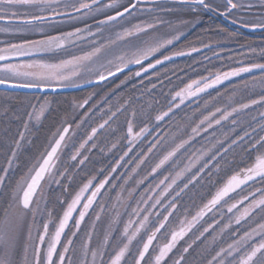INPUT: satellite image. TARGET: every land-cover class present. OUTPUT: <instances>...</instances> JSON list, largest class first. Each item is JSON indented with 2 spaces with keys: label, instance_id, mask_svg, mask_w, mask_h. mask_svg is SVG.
Returning <instances> with one entry per match:
<instances>
[{
  "label": "snow or ice",
  "instance_id": "1",
  "mask_svg": "<svg viewBox=\"0 0 264 264\" xmlns=\"http://www.w3.org/2000/svg\"><path fill=\"white\" fill-rule=\"evenodd\" d=\"M168 2L171 6H167L161 0H127V3H122V0H107V2L105 0H0V22H3L0 32L17 35L32 33L38 37L23 39L19 43L10 40L3 42L4 46L0 47V85L55 91L57 88L79 86L77 81L83 79L85 70L90 73L94 71L97 83L105 81L109 76L115 75V72L108 68L105 75V72L100 70L105 68L104 64H100L95 70L92 65L97 63L106 49L117 42L128 43L141 36L146 39L138 45H133L130 56L124 53L116 57L120 62L116 65V71H123L120 65L127 67L128 64L134 63L141 65L142 71L147 72L156 65L171 60L173 56L189 55L191 52L201 50L192 47L188 53L176 51L171 55H164L162 60L157 59L155 63H149L147 67L143 66V61L149 56L179 40L183 35V28L188 25L196 27L200 23V17L205 13H218L220 16L232 17L233 23L239 22L243 27L264 29V0H168ZM145 3H151L153 6L140 7ZM184 9L188 10L187 15L192 19H178L173 24L163 18L162 14L180 13ZM145 14L150 19L142 18ZM89 19L94 21L95 29L92 24L87 23ZM64 21L84 22V27H74L72 31H60L59 27ZM162 28H167L168 31L161 32ZM106 30L114 31L115 39H105ZM221 31L224 30L221 29ZM77 41H87L92 46L91 50L81 55L57 59L54 62L43 58L45 54L65 51ZM204 47H211V45L206 44ZM249 52L255 55L256 49L250 48ZM33 56L38 58L23 64L11 62L18 57ZM261 57H264V49L261 50ZM107 63L110 65L112 61L109 60ZM236 63L238 66L230 65L227 70L209 72L207 76L201 75L198 79L185 83L178 90H170L164 96L163 104L155 100V106L142 104L137 108L139 98H130L117 106L115 111H111L110 108L108 119L99 125V129H104L106 125L111 127L110 121L115 122L114 118H118V114L124 115L126 133L121 139L127 141V150L116 160V166L111 167L110 173L105 175L104 179L95 184L93 183L95 177L88 179L87 183H84L67 203L66 209H63L65 202L58 199L63 215L57 214L54 217L49 209L45 185L50 188L52 184H56L63 189L62 181L71 180L69 169L76 167V164H62L63 171H61L54 162L60 159L62 147H68L66 136L71 125L63 127L62 130L57 129L49 142L50 150L46 149L40 159L28 169L27 174L20 178L12 196L0 202V264H188L186 254H190V250L194 252L200 246L197 241L203 244L207 239L205 234L210 235V230L219 223L215 221L208 223L205 227L200 222L218 205H222V202L227 204L229 213H234L236 210L235 225L240 226L243 223L246 227L243 231L239 227L233 228L231 219L223 224L219 239L222 240L223 234L228 232L231 237L230 242L226 247L223 245L216 247L217 237L213 236L210 246H205L202 250V264H264V110L259 111L258 117L252 115L257 108L264 109V87L259 93H255L249 88L248 81L243 83L240 99L236 100L234 105H229L225 109L217 107L214 112L204 115L199 123L191 128L192 135L187 140H181L171 151L163 155L151 168V174L157 173L172 160L180 149L200 134L201 130L207 132L214 125H222L223 121H230L233 126L242 125L241 118L244 115L251 116L247 126L241 128L243 134L237 133L232 138L225 132L223 139H216L212 148L202 151L183 171L177 172L175 177L170 179L165 176L160 180L155 188H160L161 185L164 187L158 195L146 194L154 191L150 186L136 201V207L133 208L129 204L127 207L131 208V212L126 222L123 221L119 211H114V214L108 218L107 228L100 235H96L98 225H103L102 217L107 211V202L104 201L106 185H111L112 189H120V194L116 195L117 202L120 201L124 191L128 192L129 198H132L136 191L135 188L124 187L133 180L132 174H122L123 183L117 185L111 183L116 179L111 176V173L117 171V168L121 166L120 162L124 161L138 142L151 134L153 128L150 125L153 120L158 127L165 118L171 119L177 115V110L186 101L198 98L209 89L216 88L217 85L234 77H241L242 74H250L252 81L255 82L257 80L255 73H259V82L264 86V59L259 62L237 60ZM134 75L138 77L141 72L137 71ZM156 87L157 85L152 83L151 88L146 90L151 92ZM235 92L234 89L233 93ZM246 95L247 99H245ZM88 102V99H85L82 103H77L76 107L82 108ZM52 103L53 101L47 97L37 99L36 103L29 101L31 111L24 114L27 117L23 120L24 131L20 132L19 139L8 147L5 166H0V186H6L9 173L17 166L21 142L26 139L25 133L30 132V125L34 121H39ZM157 108L160 110L158 111ZM0 112L5 118L14 117L18 120L22 118L20 114L12 110L7 97L0 100ZM205 125L207 127H204ZM99 129L93 127L87 139L83 140L79 147L73 144L65 159L83 165L88 157L83 156L82 159H78L82 156L81 149H85L89 141L94 140ZM231 131L235 132V127ZM159 143V139L155 143H150L146 153L141 151L132 160L127 161V163L138 161L131 170L132 173H136L137 169L147 162V154L152 153ZM96 146L94 142L91 145L93 148ZM112 147L115 148L116 144ZM236 148L240 149L235 155L240 156L241 162H236L234 155L230 163L227 155L229 152H234ZM201 161L203 163H200ZM221 162L229 164L233 174L223 187H220L215 195L195 215L191 216L190 220L187 217L178 220L177 227L170 218L179 212L178 198L181 197V193H184L189 185L195 186L205 176L211 178L214 175L213 169L220 172ZM197 163H200V167L192 173L183 187L175 191V195L168 200L167 204H163L164 198L171 194L177 180ZM169 179L170 182H167ZM134 183L139 185L143 183V180L134 181ZM242 186L249 189L247 194L235 203L229 204L225 198L231 199L230 194L237 192L238 189L244 192L245 187ZM86 193L90 194L85 195ZM108 200L110 201L111 197ZM149 201L152 203L149 204ZM245 201L248 203L241 210L240 205H244ZM140 204L146 207L141 208ZM158 205L163 206V212L155 213L156 219L153 220L151 209H155ZM115 207L113 205V209ZM90 210L93 211V217L90 218L87 230L81 238V226L85 223V218L89 216ZM77 211L78 218H74L73 213ZM133 216L137 219L134 220ZM116 225L122 227L117 228ZM198 225L200 228H197ZM194 229L196 234L191 242L185 241L182 251L177 249L179 242L185 240V237ZM174 249L177 251L174 252Z\"/></svg>",
  "mask_w": 264,
  "mask_h": 264
},
{
  "label": "trees",
  "instance_id": "2",
  "mask_svg": "<svg viewBox=\"0 0 264 264\" xmlns=\"http://www.w3.org/2000/svg\"><path fill=\"white\" fill-rule=\"evenodd\" d=\"M226 19H228V17L220 16L218 13L203 14L200 17V24L198 25L197 30L187 35L179 42V44H177V47H179V49L180 47L184 49L190 47L191 49L192 47H204V45L207 44L211 45L210 49L197 54L196 56L178 60L172 64H167L146 76L137 77L133 76L132 72L123 73L101 85L69 93L40 95L0 91V100L7 97L12 110L20 114L22 117L19 120L14 117L5 118L3 113L0 112V166H5L8 147L13 145L14 141L19 139V133L24 131L23 120L27 119L24 114L31 111L29 101L36 103L37 99H42L44 97L53 101L51 107L46 109L38 124L36 126L33 124L30 125V132L25 133L26 139L21 142L22 147L18 152L17 166H15L9 173L6 180V186H0V202L11 197L14 184H16L15 180L17 179L20 170L25 167L27 162H29L28 158H31L33 149L43 146L45 147L48 137L44 136V133L55 127V125L59 126L63 124L67 120V114L73 112L76 113L77 116L73 122L68 121L72 128L71 133L66 140L68 147H63V149H66V152L71 149L73 144H75L76 147H79V144L87 139V135L91 133L93 127L99 129V125L108 119L110 108L111 111H115L117 106L123 104L130 98H139V103L136 105L137 108L142 104L154 105L155 100H159L161 104H163L164 96L167 95L170 90H178L180 87H183L185 83H188V81L197 79L201 75L207 76L208 72L211 70L210 68H216L217 66L228 67L230 65L238 66L236 63L237 60L259 62L261 59H264V57L260 56L258 58L256 56L248 55L247 53L249 49L252 48L256 49L257 54L260 49H262L261 47L264 46V36L260 37L258 34H246L240 31L239 28L233 27L234 25L229 23ZM221 29L224 31H221ZM191 58L196 59V61L191 62ZM189 62H191V64ZM230 62H233L234 64H230ZM255 76L258 80V83H256L258 84V87L251 88L252 83L254 84V82L251 81L249 88L255 93H259L264 86L259 82L260 74L255 73ZM129 77H131V79H128ZM242 78L244 79V82L246 79H252L250 74L247 76L234 77L229 81H225L221 85H217L216 88H213L210 92L200 96L202 99L199 101L200 103L198 105L197 103L185 102V104L177 110V115L171 119L165 118L164 121L160 122L158 127L155 126V121L153 120V123L150 125V127L153 128L151 133L159 140L177 134H181V138H183L184 134H189L191 128L194 127L205 114L209 113V110L205 108V104L203 105L201 101L207 100L212 96L214 97V94L219 92L220 89L225 91L227 95L231 94L230 92L235 89L236 93L240 95L243 91V84H241V82L239 83V79ZM161 81H163V83H161ZM152 83H155L157 87L151 92H148L146 88L150 89ZM133 85H135V87H133ZM85 99H88V104L84 105L82 108L75 107V104L82 103ZM245 99H247V95L245 96ZM211 103L215 104L216 102L211 100ZM157 110L159 111L160 109L157 108ZM153 115H155V113H153ZM252 115H256V113L253 112ZM114 119L115 122H109L111 127L106 125L104 129H99L94 140L89 141L85 146V149H81L82 156L78 157V159H82L83 156L88 157L83 165H79L76 161L63 160V164H76V167L69 169L71 180L64 179L62 181V184L64 185L63 189L56 184L51 187L50 192L52 194L48 201L49 209L52 211L53 216H56L57 214L61 216L63 213L61 204L57 202L58 199L65 202L63 204L64 209L66 204L82 184L93 177H95L98 182L104 179V176L110 173L111 167L116 166V160H118L119 157L123 155V152L127 150V141L121 139L126 133V126L124 124L125 116L118 114V118ZM241 119L242 125L238 126L231 125L230 121H223L222 125L219 126L214 125L215 128L213 127L211 130L205 132L199 140H204L205 142L203 141L204 143L202 145L207 148L215 142L216 135L224 132L229 133L232 138H234L237 133L242 135L241 128L242 126H247V121L251 119V116L244 115ZM234 127L235 132H232L231 129ZM213 133H215V136H213ZM196 140L197 139L194 140V144H196ZM93 142L97 145L95 148L91 147ZM150 143L152 142L149 140L137 143L133 148V151L124 158V161L120 162L122 168H117L115 173H111V176L116 178L112 180V184L120 185L123 183V179L120 178L122 177L123 166L128 164L127 161L131 160V156H135L141 151L145 152ZM113 144H116L115 148L112 147ZM101 149H103V151H101ZM158 149L159 147L157 146L153 149L152 153H154V151L156 152ZM183 153H185V151ZM236 153H239L237 148L234 152L230 153L231 155H227V159H234ZM238 159L240 160V156L235 155L236 162ZM129 164L131 165V163ZM221 165L222 170L220 172H216L214 169V175L211 178L205 176L206 179H204L203 182L201 181L197 185L186 189L184 193H181V197L178 198L179 212L176 213V216L170 218L172 222L179 220L184 215H195V213L211 199L214 192L233 174L230 166L223 162H221ZM125 167L128 168L127 166ZM102 169L103 172H101ZM118 169L121 170L118 172ZM61 171H63L62 166ZM124 173L125 171L123 174ZM209 180L211 182H209ZM113 181H115V183ZM118 190L119 188L112 189L111 185H106L104 190V201L107 202V211L110 210L114 199L113 197ZM247 191H249V189ZM109 197H111L110 201L108 200ZM166 200L168 201V199ZM91 217H93L92 210L89 212V216L86 217L85 227L83 228L84 232L87 230V225ZM208 221V218H204L200 224L206 227ZM236 227H239L240 230L243 231L246 225L242 223L240 226L234 225L233 228ZM197 228H200V225H198ZM194 234H196V231L190 233L188 235L190 237H188L186 241H191ZM83 235L84 233H80L81 237ZM210 235L208 233L205 234L207 239L204 240L203 244L198 241V245L200 246L196 248L197 250L210 241ZM228 237H230V235L227 233L226 238L228 239ZM230 240L231 238L228 239V241ZM194 252L190 250V254H186L188 264H193L192 258H197L194 257Z\"/></svg>",
  "mask_w": 264,
  "mask_h": 264
},
{
  "label": "rangeland",
  "instance_id": "3",
  "mask_svg": "<svg viewBox=\"0 0 264 264\" xmlns=\"http://www.w3.org/2000/svg\"><path fill=\"white\" fill-rule=\"evenodd\" d=\"M105 2H107V0H105ZM161 2L164 3V4H166L167 6H171L169 4L168 0H161ZM122 3H127V0H122ZM152 6L153 5L151 3H145V4L140 5V7H143V8H151ZM187 12H188V10L186 9V10H182L180 13L162 14V15H163V18L165 20L171 21L173 24H175L178 19H192V17H190L189 15H187ZM100 18H103V17H100ZM142 18H149L150 19V17H147L146 14H145V17H142ZM226 20L229 23L233 24L234 25L233 27L241 28V26H242L239 22L233 23L232 22V17H228V19H226ZM87 23L92 24L93 25V29H95V23H94V21H92L91 19H89L87 21ZM198 25L196 27H192L191 25H188L187 27L183 28L182 29L183 35L181 36V38L179 40L175 41L172 45L168 46L167 48L162 49L160 52H157L154 55L149 56L148 59H146V60L143 61V66L145 67L146 65H148L151 62H154L157 59L163 58L164 55H171L173 52H176V51H184V52L189 51L190 50V47H186L185 46L186 47L185 49L184 48H181V47L179 49V47H177V44H179V42L182 41L187 35H189L190 33L194 32V31H196ZM2 26H3V22H0V27H2ZM74 27H84V22L64 21L63 23H61V25L59 27V30L60 31H72L74 29ZM166 31H168L167 28H162L161 29V32H166ZM36 38H38V37L35 34H32V33H25L23 35H17V34H6V33L0 32V47H3L4 46L3 42H5V41H9L10 40L11 42L19 43L23 39H36ZM104 38L105 39H115V32L114 31H110V30H106L104 32ZM97 39H99V38H97ZM145 39H146V37L141 36L140 38L133 39L132 41H130L128 43L117 42L115 45H112L110 48L106 49L101 54V56H100L99 60L97 61V63H95V64L92 65L93 69L94 70L95 69H98L100 64H104L105 65V68L104 69H100V70L101 71H104L105 72V75H107L106 69H108V68H110L113 72L116 71V65L120 63L119 60L116 59V57L119 56V55H121V54H124V53H128V55L130 56L131 55V50L133 49V45H138V44H140V42L142 40H145ZM91 47L92 46L89 43H87V41H77L75 45L69 46V48L67 50H65V51H62V52H59V53H56V54H45L43 56V58L44 59H48L50 62H54L57 59L69 58L71 55H81L85 51H90L91 50ZM200 48H204V47H200ZM261 48L263 49L264 46H262ZM262 49H260V51L257 54L255 53V55L251 54L249 51L247 53H248V55L256 56V57L259 58L261 56V50ZM203 52H205V51H203ZM203 52H200V53H203ZM200 53H197V54H200ZM247 53H245V54H247ZM197 54H193V55H190V56L181 58L179 60L186 59V58H190L192 56H196ZM37 58L38 57H35V56H33V57H18V58L13 59L11 62L12 63H16V64H23V63H26V62H28L30 60L37 59ZM109 60L112 61V64H110V65L107 63V61H109ZM190 60H191V62H195L196 61V59H194V58H191ZM176 61H178V60H176ZM191 62H189V63L191 64ZM172 63L173 62L168 63V64H172ZM230 64H234V63L233 62H230ZM165 65H167V64H165ZM165 65H163V66H165ZM120 66L122 68L132 67L131 70L128 71V72H132V75L133 76H135L134 75L135 72L141 70V65L134 64V63L133 64H128L127 67H123V65H120ZM163 66H161V67H163ZM161 67H159V68H161ZM159 68H157V69H159ZM227 68L228 67L217 66L216 68H210L211 70L209 72H215V71L224 70V69H227ZM157 69H155V70H157ZM128 72H125V73H128ZM146 75L147 74H145L143 76H146ZM250 79L251 78L246 79V81H248L250 83L249 85H251V81H252V79L251 80ZM87 80H90V81L96 80V76H95L94 71L92 73H90V72H88V71L85 70L84 73H83V79L78 80L77 83H78V85L84 84V83H87V82H85ZM190 81H188V82H190ZM240 82H241V84H243L244 83V79L243 78L242 79H239V83ZM256 83H258V80H256L254 82V84L252 83L251 88L258 87V84H256ZM230 93L231 94L227 95L225 93V91H222V89H220L219 92H217V93L214 94L215 95L214 97L212 96L213 98L210 97L207 100H203L201 102L203 103V105L205 104V102H207V106L205 108H207L209 110V112H214L217 107H219L221 109H225V108H228L229 105H234V102L236 100L240 99V95H238V93L235 92V94H234L233 91H231ZM201 99L202 98L198 97V98H194L193 100L186 101V102L197 103V105H198L200 103L199 101ZM211 100H214V102H216V103L215 104H212L211 103ZM75 107H76V104H75ZM261 110H264V109L257 108V110L255 111L256 116L259 113V111H261ZM205 115H208V114H205ZM76 116H77V114L76 113H73V112L67 114L66 115L67 120H66V117H65V120L66 121L63 124H61L59 126L55 125V127H53L52 129H50L49 131H47V132L44 133V136H47L48 137L47 142L45 143V147L43 146V147H40V148H37V149H33V154H32L33 156L31 155V158L30 157L28 158V161L29 162H27V164L25 165V167L20 170V172L18 174V177L15 180L16 183L20 180V178L22 176L26 175L28 169L37 160L40 159L41 154L46 149L47 150L49 149L48 145H49V142L53 138L52 134L54 132H56L57 129H61L62 130V128L65 125H68L69 124L68 121L69 122H73L75 120ZM41 117H40V119H41ZM217 118H219V114H217ZM40 119H39V121H40ZM39 121H34L32 124L34 126H36ZM197 123H199V121ZM204 127H207V125H205ZM208 130H211V129H208ZM70 133L71 132H69V135H70ZM204 133H205V131L201 130L200 134L197 135V136H195V139H197L196 140V144H194V140L195 139H193L189 144H186L185 147L182 148V149H180V151L176 154V156L172 158V160H170L169 162H167L155 174H151V168L159 161V159H161L163 157V155H165L168 151H171L172 148H174L178 143H180L181 140H187L189 138V136L192 135L191 132L189 134H186V135L184 134V137L183 138H181L182 137L181 134L173 135V136H171L169 138L168 137L162 138L160 140V143L157 145L159 147V149L156 152L154 151V153H152V154H147L148 155L147 162L144 165H141V167L139 169H137V172L136 173H132L131 170L135 167V164L138 161H133L131 163V165L129 163L127 165L125 164V166H127L128 168H126L125 166H123L124 168H123L122 174H123L124 171H125V173L132 174L133 180L132 181H129V184L128 185H124V187L126 189L135 188L136 191H135V193H134V195H133L132 198H129L128 192L127 191H124L121 194V199H120L119 202H117V200H116V195L117 194H120V189L116 192L115 196L113 197L114 199L112 201V205H111L110 210L106 211V214L102 217V219L104 220L103 225L102 226H99L98 225V229H97V234L96 235H100V233L104 229L107 228L108 218H110L114 214V211H119L122 214L123 221L126 222L127 219H128V214L131 212V208H128L127 207L129 204L133 208L136 207V201H138L140 199L141 194L146 193V190L150 186L154 189V191L147 192L146 194L147 195H153V196L158 195L159 192L164 187V185H161L160 188H155V185L158 184L160 180L164 179L165 176L170 177V179H171V177H175V175H176L177 172L183 171L186 168V166H188L191 161L195 160L196 156H198L202 151H206L207 149L212 148V145L215 142L211 146H209V147L206 148V147H204L202 145L205 141L203 140L204 141L203 142L202 139L199 140V138ZM224 133L219 134V135H216V139H223L224 138V136H223ZM155 137L151 133L150 135H148L145 139H143L141 141H144V140H147L148 141L149 140L152 143H155V141L158 140ZM167 138H168V141H167ZM225 146H227V145H225ZM214 150L215 149H213V151ZM184 151H185V153L186 152H188V153L185 154V153H183ZM237 151L239 152V149L238 148H237ZM65 152H66V149H63L62 148V150H61V152L59 154L60 155V159L59 160H56V165L59 168H61V166L63 164V160L65 159V156L67 154V152L66 153ZM145 153H146V151H145ZM230 153L231 152H229L228 155H231ZM135 156H131V160ZM205 159H207V157H205ZM232 161H233V159L229 160L230 163ZM238 161L241 162V158H240V160L238 159ZM200 163H203V161H201ZM200 163L195 164V166L192 167L190 171L184 172V175L181 176L177 180L176 185H173V190H171V194L169 196H167L166 198H164L163 204H167L168 201L166 199L169 200L170 199V196L172 197V196L175 195V191H178L180 187H183V184L187 182V180L190 178V176L192 175V173H194L200 167ZM226 165L229 166V164H226ZM119 168H122V165ZM120 170L121 169H118V172ZM126 170H128V171H126ZM170 179L167 182H170ZM204 179H206V178L204 177ZM204 179H201L199 182H201V181L203 182ZM96 180L97 179H95L93 181L94 184L95 183H98V181H96ZM140 180H143V183L142 184L137 185V184L134 183V181H140ZM87 181L85 183H87ZM113 182L115 183V181H113ZM197 184L198 183H196L195 185H197ZM54 185L55 184H52L51 187H53ZM15 186H16V184H14L13 190H14ZM82 186H83V184L80 187H82ZM192 186L193 185H189V187H192ZM51 187L49 188L48 185H45V194H46V198L48 200L51 198V194H52L50 192L51 191ZM79 188H78L77 191H79ZM13 190H12V194H13ZM246 191L241 192V193L247 194L248 191L247 192ZM75 193H74V195H75ZM89 194L90 193H86L85 195H89ZM73 196H72V198H73ZM71 199H70V201H71ZM237 199L238 198L233 199L232 201H229L228 203L231 204V203H233V201L236 202ZM151 203H152V201H149V204H151ZM113 205L116 206L115 209H113ZM66 207H67V204H66V206H65L64 209H66ZM140 207L141 208H144V207H146V205L140 204ZM151 211L153 212L152 219L155 220L156 219L155 213H157V212H163V206L162 205H158L155 209H151ZM234 213H236V212H234ZM234 213H229L227 211V204L222 203V205H218L217 208H215L213 210V212L209 213L205 217V218H208L209 219L208 223H214L215 221H219V223L218 224H215L214 229L210 230V233H211L210 238H209L210 241L208 243H206L204 246H202L199 250L196 249L195 252L193 253L194 257H197L196 259L195 258H192L193 264H202V259H201L202 250L204 249L205 246H210L211 240H212V237L213 236H216L217 237L216 247H219L220 245H223V246L226 247L227 243L230 242V241H228V239L231 238V237H228V239H227L226 238V234L228 232H225L223 234V239L222 240L219 239L220 228L223 226V224L228 223V221L230 219L233 220L232 227H234V225H235V223H234ZM62 215H63V213H62ZM73 216H74V218H78V211L77 212H74L73 213ZM185 217H187V219H189V220L191 219V216L184 215L179 220H183V219H185ZM132 218L134 220L137 219V217H135V216H133ZM85 220H86V218H85ZM85 223L82 224V226H81V232L80 233H84L83 228L85 227ZM172 223L176 224V226L178 227V220H176V221H174ZM71 224H72V222L70 221V224H69V227L70 228H71ZM116 227L117 228H120L122 226L121 225H116ZM200 230H202V229H200ZM195 231H196V229L193 230V232H195ZM188 237H190V236L185 237V240L179 242L178 246H179V249L181 251H182V246L185 244V241H186V239H188ZM81 238H83V236ZM193 238H194V236H192V239ZM163 242H164L163 241V238H161V243H163ZM189 242H191V241H189ZM197 244H198V241H197ZM175 251H177V250L174 249V252ZM204 255H206V253H204Z\"/></svg>",
  "mask_w": 264,
  "mask_h": 264
},
{
  "label": "water",
  "instance_id": "4",
  "mask_svg": "<svg viewBox=\"0 0 264 264\" xmlns=\"http://www.w3.org/2000/svg\"><path fill=\"white\" fill-rule=\"evenodd\" d=\"M241 28H242V30H243L245 33H248V34H256V33L264 32V29H260V28H256V29H252V28H250V27H241ZM200 49H201L200 51H198V52H191V54H189V55L173 56V58H172L171 60H169V61H164L163 64L156 65L155 68H153V69H149L147 72H143L142 69H141V70H140V72H141V75H140V76L145 75V74H147V73H149V72H151V71H153V70H155V69H157V68H159V67H161V66H163V65H165V64H168V63L174 62V61H176V60H179V59H181V58H184V57H187V56H190V55H193V54H197V53L203 52V51L207 50L208 47L200 48ZM188 52H190V50H189V51H186V53H188ZM162 59H163V58H161V60H162ZM151 63H155V61H154V62H151ZM133 67H134V66H133ZM145 67H147V65H146ZM131 68H132V67H129V68H123V71H114V72H115V75H113V76H109L107 80L102 81V82H99V83H97V80H93V81H91L90 83L80 84L79 86H75V87L57 88L55 91H53L52 89L40 90V89H36V88H31V89H29V88H11V87H7V86H4V85H0V91H8V92H16V93H26V94H40V95H44V94H57V93L74 92V91H79V90H83V89L91 88V87L96 86V85H100V84H102V83H104V82H106V81H108V80H110V79H112V78H114V77H116V76L122 74V73H125V72L130 71ZM244 75H248V74H242V76H244ZM210 90H211V89H209L208 91H210ZM67 126H68V125H66L65 127H67ZM70 129H71V127H69V131H68V133H67V136H68V134H69V132H70ZM67 136H66V138H67ZM48 150H50V148H49ZM54 162L56 163V161H54ZM225 183H226V182H225ZM222 187H223V186H222ZM242 187H245V186H242ZM245 188H246V187H245ZM239 191H240V190L238 189L237 192H239ZM237 192H235V193H237ZM235 193H231L230 196L233 195V194H235ZM214 195H215V194H214ZM225 199H226V198H225Z\"/></svg>",
  "mask_w": 264,
  "mask_h": 264
},
{
  "label": "flooded vegetation",
  "instance_id": "5",
  "mask_svg": "<svg viewBox=\"0 0 264 264\" xmlns=\"http://www.w3.org/2000/svg\"><path fill=\"white\" fill-rule=\"evenodd\" d=\"M260 37H262V36H264V32H262V33H259L258 34ZM243 195H245V193L243 194V193H237V194H235V195H232L231 196V199H229V198H226V200H228V202L229 201H232L233 199H236V198H238L237 200H239V199H241L242 198V196ZM238 196V197H237ZM236 200V201H237ZM223 203V202H222ZM233 203H235V201H233ZM247 203H248V201H245V203H244V205H240V209L242 210L243 209V207H245L246 205H247ZM234 212H236V210H234ZM177 249H179V246L177 245Z\"/></svg>",
  "mask_w": 264,
  "mask_h": 264
}]
</instances>
